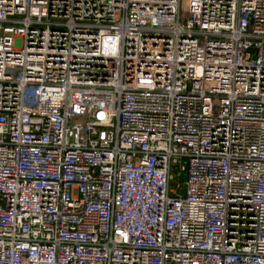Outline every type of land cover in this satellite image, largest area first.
<instances>
[{
    "label": "built area",
    "instance_id": "1",
    "mask_svg": "<svg viewBox=\"0 0 264 264\" xmlns=\"http://www.w3.org/2000/svg\"><path fill=\"white\" fill-rule=\"evenodd\" d=\"M185 1L0 0V264H264V0Z\"/></svg>",
    "mask_w": 264,
    "mask_h": 264
},
{
    "label": "rangeland",
    "instance_id": "2",
    "mask_svg": "<svg viewBox=\"0 0 264 264\" xmlns=\"http://www.w3.org/2000/svg\"><path fill=\"white\" fill-rule=\"evenodd\" d=\"M186 7H187L186 1H185V0H182L181 8H182V9H186ZM73 123H74V125H78L79 123H81V121H79V120H74Z\"/></svg>",
    "mask_w": 264,
    "mask_h": 264
}]
</instances>
